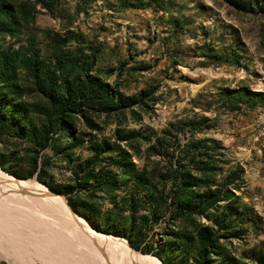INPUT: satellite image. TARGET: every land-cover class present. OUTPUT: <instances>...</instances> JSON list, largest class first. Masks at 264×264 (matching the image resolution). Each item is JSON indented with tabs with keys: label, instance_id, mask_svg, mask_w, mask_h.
I'll return each mask as SVG.
<instances>
[{
	"label": "rangeland",
	"instance_id": "rangeland-1",
	"mask_svg": "<svg viewBox=\"0 0 264 264\" xmlns=\"http://www.w3.org/2000/svg\"><path fill=\"white\" fill-rule=\"evenodd\" d=\"M249 2L0 0V175L66 193L161 264H264V98L224 94L264 96ZM85 72L106 92L78 103ZM15 200L0 264H130L55 197Z\"/></svg>",
	"mask_w": 264,
	"mask_h": 264
},
{
	"label": "bare ground",
	"instance_id": "bare-ground-1",
	"mask_svg": "<svg viewBox=\"0 0 264 264\" xmlns=\"http://www.w3.org/2000/svg\"><path fill=\"white\" fill-rule=\"evenodd\" d=\"M21 189L28 190L31 193V195H32V193H34L36 195H40L41 193L48 191V188L45 187L42 184H38V183H36L34 181H29L28 182V181L17 180V178L15 179L13 176L11 177V176L1 172V175H0V197H3V195H6V194L14 197L16 200H20V197L22 195L25 198H27L28 196L30 197V195H26V194L18 192ZM52 197H55L56 199H58L61 202V204L64 206L63 201H62V199L60 197H58V196H50L49 198H52ZM23 201L21 203H23ZM0 205H1L0 206V208H1L2 206H5V203H2V201H0ZM65 209L67 210L66 207H65ZM0 210H2V208ZM67 212H69V211L67 210ZM74 219L76 221V224L78 225L79 230L81 231L80 232L81 234L84 233L87 237L92 239L95 243L99 244V247L101 245L105 244V243H110V244H112V246L114 245L121 252L120 255L123 258H125V260L127 262H129L130 264H161V262H160V260L158 258H156L154 256H146L145 254H140V253L134 251L133 249H131L128 246V243H127L125 238H123L121 236H118V235H115V234H108V235L103 234V233L99 232L98 230L93 229L86 222V220L84 218H82V217H78L77 219L76 218H74ZM26 226H29V225H26ZM76 229H77V227H76ZM40 232H43V231H40ZM24 239H25V237H24ZM39 239H41V238H39ZM107 240H110V242H107ZM106 246L107 245L105 244V247ZM101 247H103V246H101Z\"/></svg>",
	"mask_w": 264,
	"mask_h": 264
},
{
	"label": "trees",
	"instance_id": "trees-1",
	"mask_svg": "<svg viewBox=\"0 0 264 264\" xmlns=\"http://www.w3.org/2000/svg\"><path fill=\"white\" fill-rule=\"evenodd\" d=\"M226 1L231 3L232 5H235V6L241 7V8L246 7L247 1H251L252 3L249 2L251 4H253V1H254V3L256 5H258V7L262 11H264V0H247V1L246 0H226ZM90 49H91L92 54H95L98 50V46L93 45V46H91ZM75 84H76L75 88L78 89V94H77L78 95V103H80V102L83 103V102H88L90 100L98 99V98L104 96V94L106 92V90H105L106 88L99 85V83L97 84V81L95 79H93V77L90 76L87 72H85L83 74L82 79H81V76L79 74H77L75 76ZM224 94L235 99V100H233L234 103L240 102L241 99H244V98H246L248 100H250L251 98H256L259 100L264 98V96L261 93H256L254 91L246 90L244 88L230 89V90L225 89ZM253 103H255V101L250 103V104H253ZM48 187L53 188L49 184H48ZM63 194L66 196V193L63 192ZM66 198L68 200V203L71 205V207L76 211V209H75L74 205L72 204L70 198L67 196H66ZM117 234H120V233L117 232ZM126 238H127L129 246H131L135 250H139L141 253H151L154 256H157L159 258L161 257L158 252H156V251H154L148 247L147 248L141 247L138 243L133 242L130 238H128V237H126ZM145 255H148V254H145Z\"/></svg>",
	"mask_w": 264,
	"mask_h": 264
},
{
	"label": "water",
	"instance_id": "water-1",
	"mask_svg": "<svg viewBox=\"0 0 264 264\" xmlns=\"http://www.w3.org/2000/svg\"><path fill=\"white\" fill-rule=\"evenodd\" d=\"M20 193L26 194V195H31V193L28 190L25 189H21L20 191H18ZM41 197H50V196H58L62 199L64 206L67 208V210L69 211V213L74 217V218H78L81 217L72 207L71 205L68 203L67 198L65 197V195L60 194V193H56L50 189H48V191L43 192L40 194ZM83 218V217H82ZM93 228V227H92ZM94 229V228H93ZM96 230V229H95ZM101 232V231H99ZM102 233V232H101ZM141 254V253H140Z\"/></svg>",
	"mask_w": 264,
	"mask_h": 264
}]
</instances>
